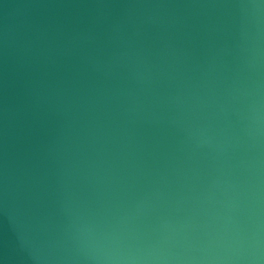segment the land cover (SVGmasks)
I'll list each match as a JSON object with an SVG mask.
<instances>
[{
    "label": "water",
    "instance_id": "obj_1",
    "mask_svg": "<svg viewBox=\"0 0 264 264\" xmlns=\"http://www.w3.org/2000/svg\"><path fill=\"white\" fill-rule=\"evenodd\" d=\"M0 264H264V0H0Z\"/></svg>",
    "mask_w": 264,
    "mask_h": 264
}]
</instances>
